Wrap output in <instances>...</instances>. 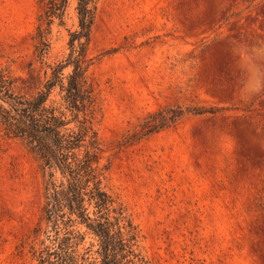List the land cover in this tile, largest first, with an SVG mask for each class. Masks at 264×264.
Here are the masks:
<instances>
[{"label": "rangeland", "instance_id": "374dc122", "mask_svg": "<svg viewBox=\"0 0 264 264\" xmlns=\"http://www.w3.org/2000/svg\"><path fill=\"white\" fill-rule=\"evenodd\" d=\"M75 5L40 58L45 3L0 0V66L27 79V92L67 56ZM88 53L104 185L142 257L264 264V0H98ZM178 108L175 123L133 139L150 116ZM46 182L38 156L0 126V264H40L53 246L40 225ZM92 245L86 234L79 251L99 264Z\"/></svg>", "mask_w": 264, "mask_h": 264}, {"label": "trees", "instance_id": "16d2710c", "mask_svg": "<svg viewBox=\"0 0 264 264\" xmlns=\"http://www.w3.org/2000/svg\"><path fill=\"white\" fill-rule=\"evenodd\" d=\"M74 1L77 28L69 31V52L47 66L50 73L45 72L33 93L26 91L27 79L0 66V126L38 156L47 178L40 225L44 222L54 235H47L53 246L39 252L40 264H95L91 248L79 251L86 234L96 240L92 246L97 247L93 253L99 264H148L138 251L137 228L104 185L108 167L101 164L103 150L95 126L98 97L88 75L94 64L88 48L98 0ZM42 2L36 35L45 47L40 58L49 47L53 25H65L71 0ZM182 115L180 108L160 111L146 119L133 139L166 128Z\"/></svg>", "mask_w": 264, "mask_h": 264}]
</instances>
